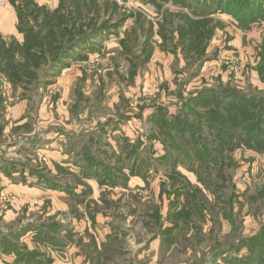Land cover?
Segmentation results:
<instances>
[{"label":"rangeland","instance_id":"rangeland-1","mask_svg":"<svg viewBox=\"0 0 264 264\" xmlns=\"http://www.w3.org/2000/svg\"><path fill=\"white\" fill-rule=\"evenodd\" d=\"M31 1L50 13L61 2ZM62 4L60 19L50 14L59 34L49 38L53 48L72 40L70 32L110 30L89 41L94 51L73 50L54 65L57 51L43 50L49 59L38 69L28 62L40 82H16L27 85L18 89L24 97L0 99L2 121L4 109L14 121L10 106L24 101L26 120L11 132L13 142L30 139L16 152L19 166L64 191L19 186L2 195V209L14 205L21 213L6 222L0 211V247L50 264L47 247L30 243L36 249L29 250L16 236L44 224L61 246L72 245L62 256L72 264H237L251 257L264 264L247 246L264 235V21L246 25L221 0ZM44 13L29 15L23 27H42L45 35ZM204 13L210 20L198 23L191 44L177 25ZM23 35L5 40L20 63L27 61L18 48ZM7 66L0 64V93L17 81ZM176 116L181 127H174ZM99 174L110 179L101 184Z\"/></svg>","mask_w":264,"mask_h":264},{"label":"trees","instance_id":"trees-1","mask_svg":"<svg viewBox=\"0 0 264 264\" xmlns=\"http://www.w3.org/2000/svg\"><path fill=\"white\" fill-rule=\"evenodd\" d=\"M11 3L13 4V6L16 9L17 15H18V19H19V23H18V29L20 30L21 33L25 34V41L21 44H18V48H20V53L21 50L23 52H25L27 54V61H25V63H20L18 61H15V54H13L11 51L7 50L5 48L6 46V42L5 40L1 37L0 35V64L6 66L7 70L10 68V66L8 67L7 65H12L13 69L17 70L15 73L16 79L17 81H14L13 79H10V81L12 82V84H14V86L16 87L15 83L16 82H20L18 83L19 85H21V82L23 83L24 81L26 82L27 85H29L32 80H36L35 82H40V78L38 77V75L34 72L33 69H31L30 65L28 64V62L36 60L38 62V64H36V66L34 68H39V62L40 60L42 61H46L49 59V56L46 54L42 55V51H46L47 53L49 52V54L51 55V51H57L54 55L51 56L50 58V62L51 64L59 62L60 60H62V58H69V53L73 52V50H82L84 51L85 54H87L88 52H92L95 49H93V47L91 45H89V41H94V38H97L101 35H104V29L110 30L109 28H99L96 29L94 31H91L90 34H87L88 32H86L85 34H78V31L76 33H71V35H73V39L69 40L67 43L64 42L61 45H64V47H58V48H53L51 45L52 43H54L53 39H49L50 36H56L59 35L57 30L54 31V28L50 27L49 25L51 23L55 24V21L50 18L51 15L50 14H54L56 16V19H60L62 16V11L65 8V6L62 4L63 0H61L60 5L58 7V10L56 9V11H52L50 13V11L46 10L44 6L40 7L37 4H34L31 0H10ZM223 1L225 2V5L228 6V12L230 14H232L236 19H239L241 22L245 23L246 25H249L253 22H256V20H260V21H264V0H221V3L223 4ZM193 2V1H192ZM191 3H186L187 7L191 6ZM114 5H117L116 3H113ZM31 5H33L32 10L30 9V13L29 15H35L40 11L45 12L44 14V20L41 22V24H44V29L45 27H47V31L45 35L41 34V29H37V31L35 30L34 27H28L25 28L23 27V24H27L29 23L28 20V16L27 15V11L26 7L29 8ZM207 9V8H205ZM208 10V9H207ZM214 13V12H213ZM205 16H203L202 19H194L192 17H190V15H184L182 16V20L179 22V25H177V28L181 31H183L186 28V33L184 34L185 36H192L190 39L191 40V44L192 42H196L197 41V34L199 32V28L197 25H199L198 23H205L207 21H209L210 17L208 13H204ZM116 27V25H115ZM80 36V37H78ZM47 37H48V41H47ZM36 53V54H34ZM68 55V57H67ZM71 58V57H70ZM31 59V60H30ZM54 65V64H53ZM6 70V69H5ZM19 72H22L21 75H19ZM27 85H22V87L28 91V87ZM18 86V85H17ZM14 87V88H15ZM242 99H245V97H240ZM248 103H252V101H248ZM253 105L255 106V102H253ZM264 109V107H263ZM261 113V112H260ZM259 113H256V116H259ZM180 116V115H179ZM179 116L174 117V121H175V125L174 127H181L182 126V122L183 119ZM157 116L153 117L152 120L154 121L156 119ZM235 123L237 124V122L235 121ZM241 122H239L240 124ZM164 126H168V122H164V124H162ZM181 131V130H179ZM90 158V157H88ZM93 165V163H91ZM131 168V175L135 176L136 172L134 167H130ZM94 172V171H93ZM92 174V173H91ZM93 175V174H92ZM106 176V177H105ZM99 182L101 184H103L105 182V180L108 178L110 179L109 175H100L99 174ZM127 178V177H126ZM129 178V177H128ZM47 183V182H45ZM48 184V183H47ZM50 185L52 183H49ZM117 183H114V185ZM51 186H55V185H51ZM59 187V186H58ZM46 227V226H45ZM55 229V228H53ZM29 230V229H28ZM28 230L25 231H19V233H16V236L18 235L22 237L23 234H25V232H27ZM47 236H48V231H46ZM44 235V236H42ZM41 236V240L44 242H46L47 237L45 235V231L44 230H39L38 231V235L37 237ZM247 246L249 248V250L252 251V253H256V258L259 257V259L264 260V257L261 256L262 253H264V235L263 234H258L255 237L251 238L250 240H247ZM12 245L7 244L6 246H4V248H2V252H10V251H14V252H18V257H17V263H22L25 262L26 264H40V262L38 260H36V257H38V255L31 254V253H26V254H22L20 253L19 249H15L12 248ZM37 253V252H36ZM255 260L253 257H251L248 261L247 260H239L237 264H254L253 262H255ZM236 264V263H235Z\"/></svg>","mask_w":264,"mask_h":264},{"label":"crops","instance_id":"crops-1","mask_svg":"<svg viewBox=\"0 0 264 264\" xmlns=\"http://www.w3.org/2000/svg\"><path fill=\"white\" fill-rule=\"evenodd\" d=\"M39 2H45V0H41ZM56 5H57V3L55 4V6ZM18 23H19L18 15H17L16 9L13 6V4L11 3V1L7 5L0 6V35L4 40L11 39V38H17V40H19V42L23 41L22 36H24V35L18 29ZM4 80L5 79L3 77L2 81H4ZM5 81H4V84L6 83ZM10 84H11V88L8 89L5 87L6 88L5 91H2L0 93V99L5 100V103H7L6 100L14 99L15 97H22L23 96V94L20 95L19 90H18V89L23 90L22 87L17 86L18 88L17 87L13 88L12 83H10ZM15 93H16V95H15ZM18 103H20V102H18ZM23 106H24V101H21L20 105H18L16 108L14 107V105L10 106L11 110H16V112H17L15 115L14 121H12L10 119H6V115L7 114L10 115V110L7 113V111L5 109H4V112H2V117L5 120L2 121L1 120L2 118L0 119V132H1L0 133V145H1V150H2V153L0 151V198L2 195H5L7 192H12L13 190L17 191V189H20V187H27L30 190H32V188H40V189H45V190L64 192L63 189L60 187L59 188H56V187L50 188L53 186L47 185V183L43 182L42 176H40V174H41L40 172H36V173L35 172H26L27 171L26 169H22L19 166L23 162H22V160H20L16 156V152L19 149L23 148L29 142L30 139L23 137L20 140L15 139V141L13 142L12 136H14V134H11V132H12V130L15 131V129L19 125V123H23L26 120L25 119L26 118L25 116L27 115L25 112L26 109L24 110ZM0 117H1V112H0ZM6 120L8 121V123ZM20 126H22V125H20ZM7 130H9V131L6 132ZM5 139H7L8 141H11L10 143L9 142L7 143L8 146L10 145L7 152L5 151V146L2 145V142ZM20 153H22V152H20ZM22 170H24V171H22ZM42 192H44V191H42ZM18 201L20 203V199ZM1 207L2 206L0 205V211L4 210ZM24 209H25L24 211H26L27 214H29L31 212L29 206H25ZM20 213H21V211H17L16 207L14 205H12L11 208L4 210L2 220L9 222L11 219L14 220L16 218V216L19 215ZM45 216H43L41 220H43L45 218ZM40 222H42V221H40ZM58 222L59 221H56V223H54V225L58 224ZM60 224L61 223H59V225ZM42 226L43 227L40 228V227H36V226L31 225L29 230L27 232H25V234L22 235L21 240L23 241V243H25L24 247L28 248L29 250H34L36 248L33 247L32 245H30V243H33V244H35L36 242L42 243L45 247H47L51 251V253L48 252V254L46 256H43L46 259H47V257L50 258L49 259L50 264H72V262L67 263L68 258L64 259L62 257V256H65L68 251H69V253H71V250H72L71 246L72 245H67V246L63 245L64 247L61 246L62 242L59 241V239H57V236L55 235V233H57V232H54V231L50 232L48 230H45L46 227L44 224ZM87 228L90 230L89 227H87ZM39 230L45 231V235L47 237L46 242L45 241L43 242L41 240V238H40L41 236L37 237ZM46 231H48V233H49L48 236H47ZM42 236H44V235H42ZM99 238L100 237H96L97 245L99 244L100 246H102V243L99 241L100 240ZM102 241L105 242L104 240H102ZM57 243L59 244V246H57ZM0 251H1L0 252L1 261H4L5 264H20V263H17V257L19 256L18 253L14 252V251L2 252L1 247H0ZM76 254H77V256H79L80 254H83V253H79V251H78V253H76ZM36 260H38L40 262V264H47V262H48V261L46 262L45 259L40 257V256L36 257ZM21 264H26V263L22 262ZM33 264H36V263H33ZM83 264H90V262L87 260V258H83Z\"/></svg>","mask_w":264,"mask_h":264},{"label":"built area","instance_id":"built-area-1","mask_svg":"<svg viewBox=\"0 0 264 264\" xmlns=\"http://www.w3.org/2000/svg\"><path fill=\"white\" fill-rule=\"evenodd\" d=\"M117 1H121V0H117ZM9 2L10 0H0V6L7 5Z\"/></svg>","mask_w":264,"mask_h":264}]
</instances>
